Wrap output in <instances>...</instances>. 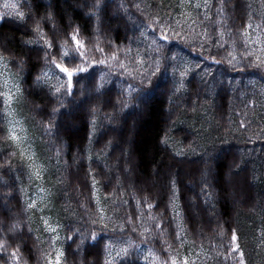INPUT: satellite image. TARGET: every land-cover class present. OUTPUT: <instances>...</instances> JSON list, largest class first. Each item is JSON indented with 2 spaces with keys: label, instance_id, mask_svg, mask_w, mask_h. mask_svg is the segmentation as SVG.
I'll return each instance as SVG.
<instances>
[{
  "label": "trees",
  "instance_id": "16d2710c",
  "mask_svg": "<svg viewBox=\"0 0 264 264\" xmlns=\"http://www.w3.org/2000/svg\"><path fill=\"white\" fill-rule=\"evenodd\" d=\"M92 2L33 0L31 16L33 20H41L47 37L57 44L68 40L69 47H72L70 36L66 34L79 28L80 38L86 41L88 48L94 49L98 45L105 49V54L115 51L126 65L131 53L126 57L120 50L129 47L132 51L136 47L143 49L144 45L146 49L151 43L152 30H148L147 40L141 32L154 17L164 23L172 21L176 31L179 27L174 23L181 21L180 24H183L182 21H185L181 16L184 8L180 7L181 0H110L99 22L95 16L89 19L87 15V5ZM214 2L216 6L210 11L211 20L206 21L212 33L209 48L201 53V48L191 41L190 46L173 41L174 51L179 55L187 54L201 65L189 71L184 89L178 94L170 90V67L156 81L157 87L150 93L142 118L135 126L131 125V131L130 123L133 122V115L137 114L133 109H125L109 125L105 117L115 110L105 108L101 103L98 120L103 126L97 125L95 135H90L91 117L87 113L91 105L83 106L72 119L60 117L58 130L53 128L55 135L45 133L44 124L49 120L56 124L51 109L58 105L54 98L46 95V88L41 92L34 84L36 75L42 68H47L44 66V52L35 45L25 44L27 40L36 39L30 30L34 26L33 20L22 24L12 17H0V52L7 60L15 62L9 64L8 69L23 91L14 106L16 114L27 127L29 143L25 147L30 148L48 167L43 179L30 183L26 168L24 175L16 171L18 166L24 167L18 150L5 142L4 134L0 132V164L16 152L10 161L12 179H9V173L0 171V237L5 235L8 224L19 222L23 235L17 243L22 245L21 255L27 264H45L43 253H49L54 258L56 244L65 252L63 264H105L107 259L103 248L106 241L102 240L103 233L97 237L101 241L98 244L89 240L80 249H77V244L81 234L87 236L91 230H98V225L90 223L98 218V208H103L108 223L107 213H111L109 204H112L118 221L122 223L133 214L139 217L135 225L127 226V233L138 238L131 228L141 227L142 231L148 228L149 232L139 239L154 250L159 251L170 244V254L180 257L182 247L202 246L226 255L224 264H239V253L231 251V235L235 230L245 264H253L256 253L264 259V107L261 90L264 86V67H252L241 54L250 47L242 38V25L256 22L264 30V0H260L258 5L252 3V6L246 0H226L227 6L223 11H220L221 0ZM121 3H125L127 9H121L117 14L116 8ZM137 3L140 9L131 7ZM49 11L54 14V19H41ZM0 12H5L1 6ZM213 28L224 32L222 39L213 32ZM213 41L225 43V49L218 50ZM234 42L236 47H233ZM4 49L8 51L4 52ZM233 51L240 56L233 61L234 68L226 63ZM209 53L223 62L216 64L211 59H203ZM90 55L103 58L100 53ZM21 60L27 61L23 68H20ZM100 67L103 66L91 69L89 75L95 72L98 79ZM241 68L244 70L241 71ZM104 71L107 73L108 69L104 68ZM217 78L221 80L219 83ZM121 80L124 87L132 82L130 78H121L113 73L106 85L113 101L120 98ZM233 80L236 86L231 89L230 82ZM210 81L217 83L205 94L202 89ZM232 95L234 102L231 101ZM68 120L79 126L77 131L66 129ZM117 123L114 128L112 125ZM0 127L3 125L0 124ZM165 133L167 145L163 143ZM109 140L113 143L106 147ZM177 150L184 155H175ZM49 157L51 163H48ZM113 163L117 166L113 167ZM209 167L211 172L201 177ZM229 168L234 173L231 174L235 181L233 186L226 180ZM125 171L131 175V181L124 176ZM93 179L96 181L95 196ZM13 180L15 187L3 186L4 181L11 185ZM173 180L176 181L175 197ZM205 181L211 187H206ZM188 183L194 184L195 190L201 191L202 188L205 201V193L211 192L212 198L205 208L212 205L215 208L212 215L208 216L199 197L194 208L198 217L192 213ZM38 184L46 189V193L39 191ZM9 195L14 198L9 199ZM29 200L37 201L35 211L25 210ZM147 204L154 205L153 209L149 210ZM149 213L156 219H149ZM43 219H48L51 226L57 227L55 235L59 240L54 246L50 243L53 233L45 231ZM156 223L162 225L163 235L155 228ZM108 224L109 228L113 226ZM177 225L183 230L182 234L179 229L182 241L175 239ZM76 229H80V233ZM68 236H74L75 242L66 239ZM258 247L262 249L260 252ZM11 250L10 247L8 252ZM6 260L8 256L4 254L0 264H5ZM133 260L135 264H144L143 259L135 254L123 264H130ZM9 264L12 262L9 261ZM116 264H121V261L117 260Z\"/></svg>",
  "mask_w": 264,
  "mask_h": 264
},
{
  "label": "snow or ice",
  "instance_id": "6c2138e0",
  "mask_svg": "<svg viewBox=\"0 0 264 264\" xmlns=\"http://www.w3.org/2000/svg\"><path fill=\"white\" fill-rule=\"evenodd\" d=\"M110 0H93V2L87 7L89 11L87 13L89 19L93 16L96 17L99 22L108 8ZM185 0H181L180 7H185ZM188 7H194L195 9H200L203 7L207 12H210L213 7H215L214 0H197V3L194 5L190 2L187 4ZM227 6L226 0H221L220 11H223ZM2 7L7 10L6 12H0V17H12L18 20L20 23L25 24L29 20H33L31 13L34 9L33 0H4ZM131 7L140 9V4H132ZM51 8V5H49ZM24 9H27L25 11ZM121 9H127L125 3H121L117 8V14H119ZM184 19L187 20L190 17V13L182 14ZM205 20H211V17L205 15ZM44 20H53L54 14L49 11L46 17H41ZM181 21H176V27H179ZM33 27L30 29L31 32L35 35L36 39H30L25 41L27 45H35L39 50L44 52V66L48 70L45 71L43 68L41 72L36 75L34 79V84L38 86L41 92H44L45 88L47 89L46 95L54 98L58 107H53L51 109V116L56 118V124H53L49 120L44 124L45 133L48 135H55L53 128L58 130L60 124V117L67 116L69 119H72L78 110H81L85 105H91L87 109L88 115L91 117V133L90 135H95L97 125L101 124L98 120V114L101 111L99 106L101 103L103 107H111L115 111L113 114L107 115L105 119L111 125L116 119L119 113L124 112L125 109H133L137 114H142L148 106L150 99V93L154 88L157 87L156 81L163 73H167L171 67V83L173 94L180 93L186 83V77L188 76L189 71L192 69L189 67L188 61L184 60L179 56L177 51H174L175 41L177 44L183 42L184 46H190V41L194 42L196 37H190L186 39L180 31H176V28L173 26L172 22L168 23L161 22L158 17H154L146 25L145 31L141 32V36L147 40L148 39V30L151 29V43L148 45L147 50L145 51V58H141V53L137 51L136 59L133 61L136 67L129 69L124 61L118 58L117 52H111L110 54H105V49L99 47L98 45L94 49L87 47L86 41L80 38L79 28L73 29L71 33L66 35L70 36V42L72 47H69V41L65 40L62 44H57L55 40L47 37V34L44 32L41 27V20H33ZM243 32L242 38L245 41V45L251 43V40L248 38V29L251 27L250 24L242 25ZM259 27V26H258ZM159 29V31H157ZM213 32L222 39L224 32H218L213 28ZM201 39L204 40V43L200 45L201 53L207 47V42L212 40V33L205 30V32L200 35ZM216 43L218 50H224L226 45L223 42L213 41ZM233 47H236L235 42ZM7 49H4V52H7ZM120 51L125 53V56L128 57V54L131 53L132 49L125 48ZM100 53L103 58L97 59L94 58L90 53ZM171 53V55H169ZM219 54V52L217 53ZM245 59L249 60L251 66L254 68L264 67V56L256 55L255 59L252 60V53L245 52ZM231 59H227L226 63L229 67L234 68L235 65L233 61L236 60L235 56H232L229 53ZM203 59H211L213 63L220 64L223 61L216 60L214 56L209 53V56L203 57ZM183 61V70L180 69V63ZM239 62V61H237ZM0 63L3 64L5 68H8L9 64H14V61L7 60L2 52H0ZM27 63L25 60L20 61V68ZM147 63V67L144 65ZM103 66L99 68V78H96V73L92 72L89 75L91 69ZM200 64H196L195 68H200ZM58 70V73L52 72V68ZM104 68H107V73L104 71ZM244 69L241 68V71ZM115 73L121 78H130L132 82L127 83V87L123 86V80H121V93L120 98L113 101L109 95V89L106 88V85L111 81V75ZM178 73V75H177ZM54 78L55 82H52ZM139 81V83H135ZM79 85V87H77ZM3 87H8V82L4 81ZM15 88L16 96L12 94L11 90L9 91H0V99L3 102V108L0 109V124L3 127H0V132H2L3 139L5 142L10 143L14 149H17L21 161L24 162V167L18 166L16 171L20 172L21 175H24V168L27 169V175L30 183L39 181L44 178V175L48 172L47 164L44 161H40V157L36 156L35 153L31 151L30 148L25 147V138L17 131L18 124L14 119V112L11 110V105L16 102L19 97H22L23 91L20 87L19 81H15L12 85ZM79 93V97H77ZM118 105H121L118 107ZM166 139L163 141L167 145V133H165ZM113 141L109 140L106 147L112 145ZM16 152H13L8 160L4 161L3 164H0V171H6L9 173V179H12L10 173L12 171L11 158L15 156ZM175 155L182 156L184 153L180 150H177ZM57 160L59 158V149L56 152ZM91 159V157H89ZM203 159V157H201ZM37 161H40L37 163ZM48 163H51V157L48 158ZM207 163V161H205ZM211 172V168H206L205 176ZM229 173H231V168H229ZM18 179V177L16 178ZM95 184L96 181L93 179V196H95ZM206 187H211L207 185ZM3 186L15 187V180L9 185L7 181L3 182ZM41 193H46V189L42 185H37ZM23 191V190H21ZM172 191L173 196L175 197L176 192V181H172ZM203 191V190H202ZM206 203L211 200V192L205 193ZM9 199L14 198L9 195ZM127 203V202H126ZM141 203V201H137ZM38 207L36 200L26 201L25 210L35 211ZM154 205L147 204L149 210L153 209ZM97 212L99 213L98 218L92 219L90 223L92 225H98V230H91L90 234L85 236L81 234L80 243L77 244V249H80L87 241L91 240L97 244L101 241L97 240V237L103 233L102 240L106 241L104 243V253L109 258L106 260L105 264H116V260L119 259L121 264L123 261L129 260L132 257V252L130 251L133 248V242L130 238L125 239V234L128 230V225H135L136 220L139 217H136L135 214L129 216L127 221L123 222L120 225H114L109 228V224L106 222V217L104 215L103 208H98ZM179 215V213H177ZM135 217V218H134ZM149 219L155 220L156 217L151 216L149 213ZM45 231L53 233L50 238V243L54 246L58 242L59 237L55 235L57 232L56 228H52L48 219H43ZM180 225H177V232L175 239L181 240L180 235ZM155 228L160 230V235H163L162 225L160 223L155 224ZM77 233H80V229L75 230ZM132 232H136L135 226L131 228ZM148 228H143L141 235L148 233ZM23 235L22 227L19 222H12L8 224L5 235L0 237V259H4V254H7L8 260L5 261V264H9V261L12 264H27L23 260L21 255L22 245L17 243ZM154 235V234H150ZM66 239L75 242L74 236H68ZM238 237L235 230H232L231 235V251L233 253H239L240 259L239 264H245L243 259V253L240 252L239 244L237 243ZM162 243H167L162 241ZM15 244V247L12 245ZM123 245L119 248V251L116 253V256H112L113 246ZM12 248L8 252L9 248ZM136 248H139V245H135ZM87 251V249H85ZM172 246L169 244L166 248H162L157 251L152 248L148 249L146 255L142 257L144 264H148L149 258H154L155 264H194L190 262L188 257L183 259L178 258V255H171ZM161 253H169L167 256L161 255ZM45 257V264H63L65 257V252L62 249H55V257L53 258L49 253H43ZM139 259V258H137ZM130 264H135V261H131Z\"/></svg>",
  "mask_w": 264,
  "mask_h": 264
},
{
  "label": "rangeland",
  "instance_id": "374dc122",
  "mask_svg": "<svg viewBox=\"0 0 264 264\" xmlns=\"http://www.w3.org/2000/svg\"><path fill=\"white\" fill-rule=\"evenodd\" d=\"M63 1L65 2L66 0H63ZM246 1H248V4L251 5V6H252V3H254V5H258L259 2H260V0H246ZM3 2H4V0H0V6L1 7L3 5ZM189 2L194 5L195 3H197V0H185L186 6L184 8H182L181 16L184 19V16L182 14L190 13L191 15H190V17L187 20L182 21L183 24L179 25V31L182 28L183 29L182 33H184L183 35H185V37H187V38L195 36L196 39H195V41L193 43L195 44V46L200 48V45L204 43V40L201 39L200 36L197 35V34L202 35L205 32V30H207L208 32L211 33V30H210L208 24L206 25V21L208 22V20H205V18H204L205 15L210 17L211 16V12H207L206 13V11H205V9L203 7H201L198 10L195 9L194 7H188L187 4ZM201 2H202V0H201ZM89 4H91V3H88V5ZM251 6H248V8H250ZM117 8H116V10H117ZM2 9L5 12L7 11L3 7H2ZM252 10L253 9L251 8L250 9V13L252 12ZM174 24H176V23H174ZM250 25H251V27L248 29V38L251 40V43H249L250 47H249V50L247 52L252 53V57L251 58L254 60L256 55L264 56V30L256 22H252V23H250ZM195 42H197V45H196ZM210 44H211V41L209 40L207 42V47L208 48H209ZM148 45H147V48H148ZM207 47L205 48V50L207 49ZM147 48L145 49V45H144L143 49L139 48V47H136L131 52V54H130L131 59L127 60V66L129 67V69H132V68L136 67V65L134 64L133 61L136 59L137 51H139L141 53V58H145L146 59L145 51L147 50ZM244 53L245 52H242L241 54L243 55ZM231 54H232V56H235L236 59H238L240 57L235 51H233V53L231 52ZM179 56L182 57L184 60L188 61L189 67L191 69L193 67H195L196 60L190 58L185 53H182ZM147 66L148 65L146 63L144 65V67H147ZM180 69L183 70V61H181V63H180ZM47 70L48 69H46L45 71H47ZM52 72L58 73V70H55L54 67H53L52 68ZM217 77H219V75ZM4 81L8 82V87L7 88L3 87ZM15 81H17V80L15 79V77L11 73V71L8 68H5L2 63H0V89H1V91H9V90H11L12 94L15 97L17 94H16V91H15V88L12 87V85H13V83ZM216 81L219 83L221 80H220V78H217ZM52 82L53 83L55 82L54 78L52 79ZM217 82H211L210 81L209 83H207V85H205V87H203V89H202L203 93L206 94V92L208 91V88H211L213 86V84L217 83ZM235 86H236L235 80L231 81L230 82L231 89L233 87H235ZM261 90H262L263 107H264V86L261 87ZM231 101L234 102V95L231 96ZM14 105H15V102L11 105V110L14 112V119H15V121L18 124L17 131L25 138V142H26L25 144L27 145L29 143V136H28V133H27V127H26V124L24 123L23 119L16 114V109H15ZM142 114H134L133 115V118H132L133 122L130 123V131H131V125L135 126V124L139 120H141ZM117 125H118V123L115 124V125H112V126L116 127ZM78 127L79 126H77L76 124H73L72 121L68 120V124L66 126V129H68L69 131L74 132V131L78 130L77 129ZM112 165H113V167L117 166V165H114V163ZM114 173L117 175V169L116 168L114 169ZM124 173H125L124 176L129 181H131V175L129 173H127L126 171ZM226 176H227L226 177L227 182L229 184H232V186H233V183L235 181L232 180L231 174L227 173ZM201 177H204V173L201 175ZM129 181H128V183L130 184L131 182H129ZM40 183H42V182H40ZM38 185H40V184H38ZM187 185L189 186V189H190L189 191H191V193H190L191 195H190V198H189L190 203L193 206V208L191 210H192V213L195 216H197L198 215L197 211L195 212V210H194V208H196V204H197L196 200H197V198L199 197V200L201 201V203H202L204 208H205V205H208V204L206 203L205 199L203 198L204 195H203L202 188H201V191H200V189L195 190L194 184H190L189 185V183H188ZM230 194L233 195V192L230 191ZM109 208H110V212L111 213H107V221H108V223H110V225H113V226L122 224V222L118 221V217H116L117 215L115 214V211L113 210L114 208H113L112 204H109ZM212 209H215L214 207H212V205H211L210 208L208 206V209H206V211L208 212V216L213 212ZM213 216H214V214H213ZM53 227L57 228L56 225H52V228ZM140 228L136 229V232H135V235L138 238H135L134 236H132V235H130L129 233L126 232L125 239L127 240L128 238H130L132 240L133 248L130 251L133 254L138 255L139 257L142 258L144 255L147 254L148 249L150 247L148 245L144 244L139 239L140 237L142 239L144 237L143 235H141L142 230H140ZM180 231L183 234V230L180 229ZM135 245H139V248H136ZM121 246H123V245H119V246L114 245L113 246V251H112V256L113 257L116 256V253L119 251V248ZM258 248H259V252H260L262 249L260 247H258ZM56 249H62V247H60L58 244H56ZM225 256L226 255H224L223 253H220L218 251H213V250H211L209 248H205V247H202V246L192 247V246L189 245V247H186V248L182 247L180 257H178V258L183 259L184 257H188L190 262L194 261V264H224V261H225L224 259L227 258V256H226V258H225ZM54 257H55V255H54ZM254 258H255V262L253 261V264H264V259L262 258V255L260 253H256L254 255ZM106 259L108 260L109 258L106 256ZM117 260H119V259H117ZM149 263L150 264H155L154 258L150 257L149 258Z\"/></svg>",
  "mask_w": 264,
  "mask_h": 264
},
{
  "label": "bare ground",
  "instance_id": "6f19581e",
  "mask_svg": "<svg viewBox=\"0 0 264 264\" xmlns=\"http://www.w3.org/2000/svg\"><path fill=\"white\" fill-rule=\"evenodd\" d=\"M68 210V209H67Z\"/></svg>",
  "mask_w": 264,
  "mask_h": 264
}]
</instances>
